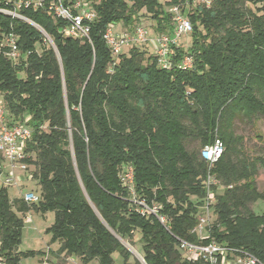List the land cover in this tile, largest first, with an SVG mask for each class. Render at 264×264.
<instances>
[{
    "label": "trees",
    "instance_id": "trees-1",
    "mask_svg": "<svg viewBox=\"0 0 264 264\" xmlns=\"http://www.w3.org/2000/svg\"><path fill=\"white\" fill-rule=\"evenodd\" d=\"M80 1L96 13L88 38L63 35L68 22L43 9L18 11L53 45L30 23L0 12V43L12 33L20 51L15 62L0 52V96L8 124L24 122L31 129L23 161L39 185L36 202L9 200L0 153L3 263L44 253L17 249L23 214L34 208L54 212L46 232L59 242L57 258L112 264L113 252L124 258L131 253L121 239L139 232L145 264H204L187 257L178 239H213L264 264V211L256 214L249 206L264 201L255 180L264 157L243 152V136L233 132L236 118H264V0H210L209 6L192 0ZM174 3L181 4L192 31L186 46L170 47L169 68L159 66L145 44L112 54L102 37L109 24L132 31L145 17L151 36L171 35ZM184 55L191 68L178 67ZM254 136L261 138L256 131ZM215 138L224 149L210 170L217 184L209 236L199 240L190 230L206 196L208 168L200 151ZM191 140L197 147L189 146ZM128 165L135 193L159 205L164 224L136 211L128 199L120 179Z\"/></svg>",
    "mask_w": 264,
    "mask_h": 264
},
{
    "label": "built area",
    "instance_id": "built-area-1",
    "mask_svg": "<svg viewBox=\"0 0 264 264\" xmlns=\"http://www.w3.org/2000/svg\"><path fill=\"white\" fill-rule=\"evenodd\" d=\"M193 3L203 2L206 6L210 5V0H192ZM5 6L0 5V12L26 21L36 27L43 35L44 43L51 45L52 41L47 33L28 17L20 14L18 11L22 8L32 10L43 9L52 13L55 17L65 19L68 23L62 29V33L68 37L88 38V22L92 21L95 11L80 0L73 4L65 5L62 0H55L46 4L44 0H2ZM173 31L171 35L158 34L153 37L148 35L146 27L137 25L132 31L126 27L121 33H114L109 24L102 37L106 45L110 48L113 55H118L124 49L135 44H146L152 39L155 42L153 48L156 62L163 68L170 67L168 58L169 49L173 45H178L182 35H189L192 31V25L184 13L180 3H174L170 6ZM0 52L8 59L15 62L20 51L16 43V36L12 33L6 35L0 43ZM192 60L189 55H184L180 60L178 67L181 69L191 68ZM31 136V129L24 122L9 125L6 120L5 108L0 96V153L11 169L19 168L26 170L27 164L23 161L26 154L24 144ZM223 144L220 139L215 138L212 143L205 145L200 151V157L207 164V176L205 180L206 196L200 206V212L196 219V224L190 230L199 240L209 236V227L213 218V200L214 195L212 186L217 184L216 178L210 170L220 158L223 152ZM122 185L128 192V199L134 205L136 211L141 214L153 215L159 222L164 224L167 221L165 215L160 212L159 205L153 203L149 205L143 197H139L134 190L133 168L128 165L120 175ZM3 184L9 185L13 182L12 175L2 179ZM26 202H36L38 196L33 191L23 194ZM179 249L190 259H201L204 264H263L252 253L235 247L221 246L213 239L207 243L190 242L184 239H178ZM0 264H4L0 258Z\"/></svg>",
    "mask_w": 264,
    "mask_h": 264
},
{
    "label": "rangeland",
    "instance_id": "rangeland-1",
    "mask_svg": "<svg viewBox=\"0 0 264 264\" xmlns=\"http://www.w3.org/2000/svg\"><path fill=\"white\" fill-rule=\"evenodd\" d=\"M149 18L144 17V21L140 22L141 26L146 27L148 35L151 36V29L148 23ZM112 30L114 33H121L124 26L122 23H112ZM183 45H187L189 41L188 35H182L179 40ZM144 46L149 50H153L155 42L151 39L149 43ZM113 70L112 65L109 66L108 72ZM255 131L261 135V138L254 136ZM233 132L243 136L241 143V150L248 155H260L264 157V118L257 117L254 122L246 119L245 117L236 118L233 124ZM198 141L191 140L190 147H197ZM13 177V182L6 185V190L9 200L20 198L28 191H34L38 193L39 185L36 179L31 177V174L27 170H21L19 168L11 169L6 161L2 164L1 178L6 176ZM256 187L259 191L264 190V167L260 166L256 175ZM252 211L256 214H261L264 211V201L257 199L255 202L249 204ZM54 221V212L46 211L41 213L40 211L30 208L23 214V228L21 241L17 247L18 251H43L42 254H35L34 256H27L22 258L18 264H53L56 260V252L59 248L58 241H52L51 234L46 232V229L51 226ZM140 234L135 232L130 240L121 239L122 243L131 252L127 258H124L119 252L115 251L112 254V264H135L136 260L142 262L141 245L139 241ZM57 264H99L96 259L83 263L75 255H64L63 258H58Z\"/></svg>",
    "mask_w": 264,
    "mask_h": 264
},
{
    "label": "crops",
    "instance_id": "crops-1",
    "mask_svg": "<svg viewBox=\"0 0 264 264\" xmlns=\"http://www.w3.org/2000/svg\"><path fill=\"white\" fill-rule=\"evenodd\" d=\"M59 256H62V254H60ZM57 261H58V258H57V260L53 264H57Z\"/></svg>",
    "mask_w": 264,
    "mask_h": 264
},
{
    "label": "water",
    "instance_id": "water-1",
    "mask_svg": "<svg viewBox=\"0 0 264 264\" xmlns=\"http://www.w3.org/2000/svg\"><path fill=\"white\" fill-rule=\"evenodd\" d=\"M142 262L144 263V260L142 259ZM145 264V263H144Z\"/></svg>",
    "mask_w": 264,
    "mask_h": 264
}]
</instances>
